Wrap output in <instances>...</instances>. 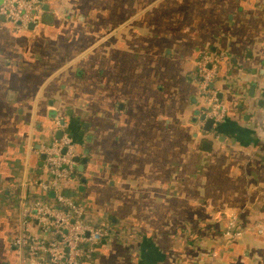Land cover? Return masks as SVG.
I'll return each mask as SVG.
<instances>
[{"label":"crops","instance_id":"1","mask_svg":"<svg viewBox=\"0 0 264 264\" xmlns=\"http://www.w3.org/2000/svg\"><path fill=\"white\" fill-rule=\"evenodd\" d=\"M43 7L26 29L0 16V264H30L12 241L37 232L22 210L45 196L40 148L62 133L86 158L68 194L112 229L89 264H264V0ZM203 51L227 56L209 127Z\"/></svg>","mask_w":264,"mask_h":264},{"label":"built area","instance_id":"2","mask_svg":"<svg viewBox=\"0 0 264 264\" xmlns=\"http://www.w3.org/2000/svg\"><path fill=\"white\" fill-rule=\"evenodd\" d=\"M45 0H2L0 16L10 22L16 30L37 25L42 17ZM227 58L219 52L203 51L196 60L197 85L202 98L204 116L212 125L221 123L227 106L218 98L213 83L222 62ZM264 115V103L262 106ZM44 168L48 180H38L35 185L45 194L35 198L22 210L24 223H34L35 233L22 231L13 239V246L30 264H89L97 245L112 234L108 222H88L86 210L68 194L67 185L76 184L75 158L78 152L73 139L62 133L50 144L42 146ZM52 192V201L46 196ZM235 217L229 220L224 232L234 238L241 234ZM257 232L264 234V226L257 225ZM116 231H120L119 228Z\"/></svg>","mask_w":264,"mask_h":264},{"label":"water","instance_id":"3","mask_svg":"<svg viewBox=\"0 0 264 264\" xmlns=\"http://www.w3.org/2000/svg\"><path fill=\"white\" fill-rule=\"evenodd\" d=\"M211 123H212V120L211 119H206V127H209L211 125ZM75 161H79L80 162V165L78 167V170L81 171L83 169V165L86 162V158L85 157H82V158L77 157V158H75ZM82 181H84V180H82Z\"/></svg>","mask_w":264,"mask_h":264},{"label":"trees","instance_id":"4","mask_svg":"<svg viewBox=\"0 0 264 264\" xmlns=\"http://www.w3.org/2000/svg\"><path fill=\"white\" fill-rule=\"evenodd\" d=\"M47 194H48V193H47ZM48 199L52 201V197H48ZM87 220H88V222H91L89 218H88ZM95 223H96V222H95Z\"/></svg>","mask_w":264,"mask_h":264}]
</instances>
